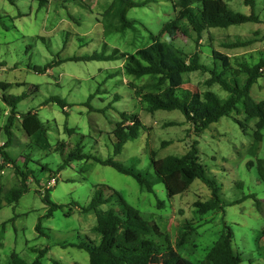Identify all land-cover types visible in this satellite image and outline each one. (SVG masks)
I'll use <instances>...</instances> for the list:
<instances>
[{
	"label": "rangeland",
	"instance_id": "1",
	"mask_svg": "<svg viewBox=\"0 0 264 264\" xmlns=\"http://www.w3.org/2000/svg\"><path fill=\"white\" fill-rule=\"evenodd\" d=\"M135 1L146 3L128 14V18L136 21V27L105 39L103 13L113 0H48L44 7L39 0H0V83L8 85L6 90L0 87V166L5 164L1 157V152H5L16 167L29 173V191L15 206L5 203L0 211V225L15 218L1 231L4 236L0 245L2 264L9 263L13 252L32 262L45 248L49 251L41 260L43 264L56 261L90 264L86 251L71 246L63 248V245L99 240L93 232L97 225L96 214L81 210L90 203L97 185L104 189L106 198L115 190L119 192L128 204L148 221L156 222L173 240L187 222L198 226L180 250L191 262L204 261L225 223L234 232L233 246L243 264H264V184L256 166L264 159V129L262 141L256 140V121L246 124L245 115L234 111L196 135L193 126L178 110L154 114L144 111L137 92L149 78L126 77L120 70L123 61H71L75 57L104 52V42L123 52L135 53L151 43V34L159 35L163 26L175 19L177 0ZM224 1L235 12L250 15L254 11L259 23L205 31L198 44L195 43L197 36H180L174 44L186 54L198 52L203 64L210 68L214 66V50L228 55L234 69L242 64L254 66L264 59V0H256L254 10L246 6L244 0ZM166 39L163 35L162 40ZM248 40L254 43L247 48H228L229 44ZM47 65L51 67L46 72L35 70ZM107 73L115 77L107 79ZM261 73L263 76L251 91L257 101L264 100V70ZM210 78L209 72L187 73L184 89L204 93ZM225 78L231 81V71ZM244 79L242 75V83ZM100 86L104 92L91 101L89 96ZM211 91L221 100L230 96L218 84ZM21 95L25 98L17 105V113H38L49 129V141L54 149L43 150L32 145L21 128L22 119L17 116L12 144L1 150L8 141L4 127L10 115L3 97ZM49 98L62 99L67 107L63 110L56 103H48ZM90 106L93 109H89ZM122 113L138 115L146 129L115 155L113 132ZM195 141L207 178L220 189L223 211L196 214L194 203L207 202L212 197L211 188L202 180H195L186 193L169 197L153 171L151 151L157 153V159L179 157L186 154ZM60 142L64 148L56 150ZM78 144L87 155L102 160L113 158L136 172L145 173L155 182V193H148L132 177L95 160L74 161L63 167L71 148ZM26 157L29 161L24 168ZM18 179L15 168H6L0 172V188L8 191L19 185ZM46 186L45 192L51 187L52 200L63 205L51 218H44L48 207L39 193ZM249 195L257 199L247 198ZM112 200L100 209H118L116 197ZM257 201L260 208L256 206ZM40 221L43 234L36 230Z\"/></svg>",
	"mask_w": 264,
	"mask_h": 264
},
{
	"label": "trees",
	"instance_id": "2",
	"mask_svg": "<svg viewBox=\"0 0 264 264\" xmlns=\"http://www.w3.org/2000/svg\"><path fill=\"white\" fill-rule=\"evenodd\" d=\"M39 2L44 7L48 0H39ZM244 3L246 6L251 7L252 10L256 6V0H244ZM145 4V2L141 3L135 0H113L103 13L102 20L106 24H102L104 38L107 39L113 34L123 33L135 28L136 21L128 18V14L132 9L143 7ZM174 8L177 11L175 19L166 23L159 35L154 36L151 34V43L135 53L123 52L119 48L111 47L104 42V52L75 57L71 61H123L120 70L123 71L121 73H124L126 77H131L135 80L145 77L149 78L148 83L145 86H141L138 92L136 91L146 113L154 114L157 111L178 110L185 116L187 123L193 126L192 131L199 135L213 123H217L223 117L230 116L234 111H238L245 115L246 124L256 121L254 136L256 140L262 141L264 100L257 101L252 96L251 91L258 79L263 76L261 69L264 70V59H261L254 66L242 64L238 69H234L228 55L214 50L212 54L214 66L210 68L203 64L198 52L186 54L174 44L180 36L190 38L197 36L195 43L198 44L203 39L205 31L228 29L232 26L247 23H259L258 16L254 11L250 15L235 12L224 0H177ZM163 35H166L168 39L162 40ZM253 43L254 40L237 41L229 44L228 48H247ZM61 61H54V63L57 64ZM50 67L47 65L43 69L36 68L35 70L37 72H46ZM196 71L209 72L211 74V78L206 82L208 88L204 93H194L184 89L185 74ZM230 71L233 78L228 81L225 76ZM111 74L107 73V79L115 77V75L111 76ZM242 75L245 76L243 83ZM215 84L220 85L230 94L228 99L221 100L216 93L211 91ZM0 87L6 90L8 85L0 83ZM102 92L104 91L102 86H100L89 98L92 101L95 95ZM24 98L25 95L3 97L10 115L4 127L8 141L1 150L12 144L17 116L22 119L21 128L32 145L43 150L54 149V146L49 141V129L38 113L34 111H28L22 115L17 113V105ZM47 102L56 103L63 110L67 107L66 102L59 98H49ZM239 104L242 105L241 109ZM89 109L93 108L90 106ZM100 112L104 113L105 111L101 110ZM174 125L181 126L182 124ZM143 129H146V127L138 115L122 113L121 121L113 132L116 139L114 154L119 155L125 144L130 140L137 139ZM74 131L69 130L68 132ZM60 148H64V144L61 142L57 144L56 150ZM1 157L5 164H1L0 172L6 168H15V174L16 177H19L18 181L20 183L8 191L0 188V211L5 203L9 206H15L23 195L29 191V173L16 167L13 159L5 152H1ZM150 158L153 171L158 180L165 186L169 197L186 193L192 183L198 179L209 185L212 197L207 202L198 201L194 203L197 210L196 214L206 215L224 210L220 189L214 181L207 178L204 166L200 162L198 143L196 141L191 144L188 152L182 156H167L157 159V153L151 151ZM85 159L95 160L96 163L103 166L112 167L118 173L135 179L140 187L148 193H155V182L148 179L145 173L136 172L113 160V158L102 160L92 155H87L80 144L71 148L70 153L63 162V167L69 166L74 161ZM28 161L29 159L26 157L24 168H26ZM256 166L259 178L264 184V159L259 160ZM96 187L97 190L90 203L81 210L83 213L96 214L97 225L93 228V232L99 236V240L88 239V242L63 245V248L71 246L86 251L89 255L90 264H243L241 256L235 252L233 246L234 232L227 224H223L224 228L219 239L209 250L204 261L194 263L182 256L180 250L184 248L188 237L198 230V226L187 222L179 229L176 239L173 240V237L163 232L156 222L148 221L139 210L128 204L119 192L115 190L109 198H106L103 193L104 189L100 185ZM45 188H48V186L41 189L39 193L48 207V213L44 218H51L57 210L63 208V205L57 204L52 200L49 193L51 187L46 192ZM42 190L45 193L41 192ZM113 197H116L119 208L101 210L102 206L112 203ZM247 198L257 199L255 196L250 195ZM256 206L260 208L259 201L256 202ZM14 220L15 218H12L0 225V245H2L4 239L1 231L5 230L6 225ZM36 230L39 234H43L41 233L42 221L39 222ZM48 251L49 248L40 250L38 257L32 262L13 252L8 264H43L41 260ZM0 264L2 263L0 262ZM54 264L60 263L56 261Z\"/></svg>",
	"mask_w": 264,
	"mask_h": 264
},
{
	"label": "clouds",
	"instance_id": "3",
	"mask_svg": "<svg viewBox=\"0 0 264 264\" xmlns=\"http://www.w3.org/2000/svg\"><path fill=\"white\" fill-rule=\"evenodd\" d=\"M121 67H122V65H121ZM261 71H263V69H261ZM56 181H57V179H56Z\"/></svg>",
	"mask_w": 264,
	"mask_h": 264
},
{
	"label": "crops",
	"instance_id": "4",
	"mask_svg": "<svg viewBox=\"0 0 264 264\" xmlns=\"http://www.w3.org/2000/svg\"><path fill=\"white\" fill-rule=\"evenodd\" d=\"M120 67H121V65H120Z\"/></svg>",
	"mask_w": 264,
	"mask_h": 264
}]
</instances>
